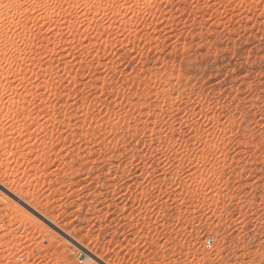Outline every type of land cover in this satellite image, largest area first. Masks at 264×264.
<instances>
[{
  "label": "rangeland",
  "instance_id": "374dc122",
  "mask_svg": "<svg viewBox=\"0 0 264 264\" xmlns=\"http://www.w3.org/2000/svg\"><path fill=\"white\" fill-rule=\"evenodd\" d=\"M262 135L264 0H0V264H264Z\"/></svg>",
  "mask_w": 264,
  "mask_h": 264
},
{
  "label": "snow or ice",
  "instance_id": "6c2138e0",
  "mask_svg": "<svg viewBox=\"0 0 264 264\" xmlns=\"http://www.w3.org/2000/svg\"><path fill=\"white\" fill-rule=\"evenodd\" d=\"M253 139H256V137L253 136ZM260 143H261V149L264 150V135L261 136ZM157 264H159L158 261H157ZM245 264H247V262H245Z\"/></svg>",
  "mask_w": 264,
  "mask_h": 264
},
{
  "label": "built area",
  "instance_id": "2783aa9c",
  "mask_svg": "<svg viewBox=\"0 0 264 264\" xmlns=\"http://www.w3.org/2000/svg\"><path fill=\"white\" fill-rule=\"evenodd\" d=\"M83 257V255L80 253V255L78 256V258H82Z\"/></svg>",
  "mask_w": 264,
  "mask_h": 264
}]
</instances>
